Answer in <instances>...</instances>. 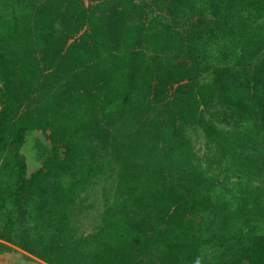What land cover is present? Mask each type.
Listing matches in <instances>:
<instances>
[{
    "label": "trees",
    "instance_id": "obj_1",
    "mask_svg": "<svg viewBox=\"0 0 264 264\" xmlns=\"http://www.w3.org/2000/svg\"><path fill=\"white\" fill-rule=\"evenodd\" d=\"M263 219L264 0H0L1 239L48 264H264Z\"/></svg>",
    "mask_w": 264,
    "mask_h": 264
},
{
    "label": "rangeland",
    "instance_id": "obj_2",
    "mask_svg": "<svg viewBox=\"0 0 264 264\" xmlns=\"http://www.w3.org/2000/svg\"><path fill=\"white\" fill-rule=\"evenodd\" d=\"M84 1L86 2L87 0ZM186 134L189 136L190 143L192 144L193 150H195L197 156L203 158V156L208 153L209 155L215 156L211 159V161H213V163L216 162V159L218 158L217 153L215 152L216 150L213 147L207 148L205 145L204 135L200 131L199 127L188 128ZM37 141L41 145L48 144V140L43 137L40 130L34 129L27 135L26 140L20 148V151L25 157L28 172L33 170L40 163L37 156V151L40 149V146ZM99 160L102 164V172L98 174V176L94 178L92 182L81 192L76 205L78 208L74 214V222L77 230L80 232L94 229L98 225L101 188L103 186L110 185L112 181L111 179L114 166L112 159H110V156L107 153L102 152L99 156ZM203 162H205L204 159ZM258 182L259 181L257 179L253 180V183L258 184ZM256 229L260 232H264V219L257 224Z\"/></svg>",
    "mask_w": 264,
    "mask_h": 264
},
{
    "label": "crops",
    "instance_id": "obj_3",
    "mask_svg": "<svg viewBox=\"0 0 264 264\" xmlns=\"http://www.w3.org/2000/svg\"><path fill=\"white\" fill-rule=\"evenodd\" d=\"M28 172V171H27ZM0 264H48L18 246L0 238Z\"/></svg>",
    "mask_w": 264,
    "mask_h": 264
}]
</instances>
